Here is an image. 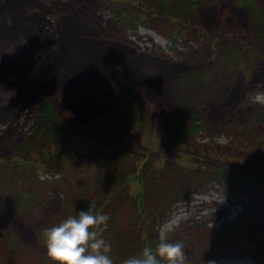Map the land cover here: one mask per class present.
Returning a JSON list of instances; mask_svg holds the SVG:
<instances>
[{
  "label": "trees",
  "instance_id": "1",
  "mask_svg": "<svg viewBox=\"0 0 264 264\" xmlns=\"http://www.w3.org/2000/svg\"><path fill=\"white\" fill-rule=\"evenodd\" d=\"M103 11L107 19L97 13ZM49 16L58 25L54 36L42 38L39 30L28 37V44L35 45L27 77L33 81L38 79L34 74L45 75L42 68L33 70L40 53L54 63L37 66L49 68L51 81L38 93L34 84L28 95L10 98L26 101L21 108L31 109V126L20 141L17 135L9 138L10 149L0 155L1 202L32 226L35 244L26 248L15 231L1 232L0 264H56L47 254L43 229L87 209L90 201L94 212L109 217L106 228L93 227L111 243L114 264H121L145 245L155 247L156 225L174 202L207 183L205 166L264 185V124L259 115L254 122L246 120L235 100L249 90H264V64L255 68L264 56V0H0V38L8 31L23 36L20 31L31 29L32 20L46 32ZM138 24L164 29L172 44V55L140 54L153 57L158 76L171 80L166 88L156 76L124 63L119 50ZM95 48L107 51L98 56ZM85 52L91 53L82 61L87 59L86 64L75 67L74 58L80 61ZM206 93L216 94L217 107L199 106ZM217 135L231 140L220 145L212 140ZM102 166L109 173L99 177L95 168ZM62 167L67 171L57 183L60 195L48 196L44 190L51 185L35 171ZM219 233L227 242L225 251L248 253L261 262L256 253L264 252V227L230 225ZM189 235L207 233L185 228L171 239L185 242L188 264H203L218 253L212 244L197 246ZM247 238L256 250L240 249Z\"/></svg>",
  "mask_w": 264,
  "mask_h": 264
},
{
  "label": "rangeland",
  "instance_id": "2",
  "mask_svg": "<svg viewBox=\"0 0 264 264\" xmlns=\"http://www.w3.org/2000/svg\"><path fill=\"white\" fill-rule=\"evenodd\" d=\"M97 13H101V19H107L109 17L107 12L103 11ZM48 21L50 22L51 27L46 32L42 31V24H39V21L35 22L32 20L29 22L31 29L20 31L23 36L8 31L0 38V105H3V107L0 108V155H2L4 151L10 149L11 145L7 144L9 138L17 135L16 141H20L21 132L27 130L31 126L29 121L32 115L31 109L22 110L21 108L26 104V101L23 100L18 104H14L10 101V98L15 95V83L27 84L28 86L35 84L33 86V93H38L45 82H48L51 79L48 67L37 66L43 65L46 62H50L53 65L54 63L50 60V57L42 56L40 53L37 54L35 64L37 66H34L33 70L37 71L39 68H42L45 71V75L40 76L33 81H30L27 77L31 63L34 59L32 46L35 45L34 43L32 45L30 43L27 45V37L37 36V31L39 30L41 31L40 35L42 38L54 36L56 29H54L53 26L57 24H54L53 20L50 18ZM157 26L161 28L165 27L159 23H157ZM47 27H49V25ZM58 31H60V29H58ZM54 38L55 37H53L52 40L53 44H55ZM179 41L181 42L182 39H179ZM203 42H206V40H203ZM190 44L193 48H198L197 45L194 46L197 44L196 41L191 40ZM202 44L208 47L207 43ZM171 46L172 44L164 33V29L156 31L155 29L147 28L138 24L135 28L134 34L127 37V43L121 45L120 49L122 50L119 51L124 54V63L129 67L140 73L144 70L147 74L156 76V82L166 88V85L170 86L172 84L171 80L158 76L153 65V57L147 59V57H142L140 54H156L163 52L172 55L173 51L170 48ZM177 47L181 49V43H179ZM106 51L107 50L95 48L94 54L101 56ZM89 54L91 53H82V59L80 61L78 57L74 58L77 62L75 67L81 65L82 61H84L85 57ZM86 60L82 65L86 64ZM263 64L264 56L258 59L259 67L255 68L262 69ZM51 67L53 71L55 66ZM254 71L255 69L252 70L251 76H253ZM53 76L57 78L56 74H53ZM218 92L219 91H216V94ZM257 93H264V90L253 89L247 91L241 99L239 96L235 97V100L240 102L236 108L237 112L241 115L243 113L246 120L251 116L253 122L256 110L260 108L262 112L264 111V103L257 102L254 99ZM216 94L206 93V95H203L199 100V106L204 107L209 105L217 107L218 101L213 98ZM235 105L236 102H233L232 107ZM252 107L254 108V112L251 115L249 111ZM208 118H212V120L216 122L217 117L209 115ZM262 120L264 121V112L262 113ZM262 123L264 124V122ZM249 125L252 124L249 123ZM201 135L203 136L204 134L201 133ZM199 139L202 142L209 141V138L204 139V137H200ZM212 140L220 145H227L231 139L226 135H217ZM261 141V149L264 153V129L262 131ZM1 159L4 158H0V160ZM5 161H7V159H5ZM105 167L106 166L95 168L99 177H104L109 173L104 169ZM216 168L217 167H214L213 165L205 166L203 171L208 174L207 177L204 173V177H207L206 179L208 180L207 183L200 189L189 193L185 198L174 202L169 209V213L156 225L158 239L160 237V229L166 223L171 225V230L166 233L169 240H171L175 234L181 233L185 228H188V230L204 228L207 235H203V237L196 236L195 238L189 235V237L197 244V246L211 248L208 244H212V248L218 247L219 251L217 257L215 256L213 258L216 261V264H264L263 251L262 253H256L261 260L260 263L254 255L245 253L234 255L225 251L227 242L219 238V232L222 231L223 228L224 230H227V226L240 221L244 223H258L259 228H263L264 208L262 209L261 204L258 202L251 200V192L253 191V188L249 187L245 180L228 172H216V174L214 173ZM61 169L62 170L56 169L58 172H46V169H38L35 172L40 180L48 182L53 189H57V183L63 179L62 176L65 174L63 172L67 171L64 167ZM47 189L48 188H45L44 192L46 193L47 191L48 196H56V194L60 195L59 192L54 194L53 189ZM257 196H259V194L255 197ZM262 196L264 195L262 194ZM11 210V206L6 207L4 203L0 202V234H2L1 232L10 233L15 231L18 241L27 245L26 248L32 247L35 244L36 238L34 231L31 229L32 226L15 218V215ZM240 244L241 248L247 247L245 244L252 245L253 243L247 238L243 239ZM251 249L256 250L254 247ZM4 260H7V258Z\"/></svg>",
  "mask_w": 264,
  "mask_h": 264
},
{
  "label": "clouds",
  "instance_id": "3",
  "mask_svg": "<svg viewBox=\"0 0 264 264\" xmlns=\"http://www.w3.org/2000/svg\"><path fill=\"white\" fill-rule=\"evenodd\" d=\"M254 99L264 103V93H257ZM94 207V202L90 201L87 209L43 229L47 254L56 264H114L109 255L111 243L93 227L106 228L109 217L106 213L94 212ZM170 230V224L163 225L155 247L145 245L138 255L124 258L121 264H188L185 242L169 240L166 233ZM204 264H216V261L209 259Z\"/></svg>",
  "mask_w": 264,
  "mask_h": 264
}]
</instances>
